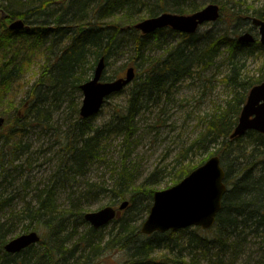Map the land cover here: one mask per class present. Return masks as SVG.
Instances as JSON below:
<instances>
[{
  "label": "trees",
  "instance_id": "obj_1",
  "mask_svg": "<svg viewBox=\"0 0 264 264\" xmlns=\"http://www.w3.org/2000/svg\"><path fill=\"white\" fill-rule=\"evenodd\" d=\"M50 1L40 6L31 0L23 11L22 0H0V8L7 13L0 20V104H8L0 113L6 118L0 139L6 140L0 152V213L14 198L27 195L32 164L24 158L30 148L22 145L26 135L36 128H52L54 110L65 103L72 123L63 141L58 142L60 157L51 182L44 188L37 187L33 198L25 199V208L13 215L16 220L27 221L25 234L38 230L42 240L16 255L8 254L4 246L13 238L16 226L15 221L5 219L8 223L0 222V264H101L105 253L116 251L127 254L121 264H204L200 259L205 264H238L242 255L254 247L256 258H249L247 264H264V135L254 131L230 138L249 92L264 82V46L259 40L245 44L238 38L240 33L252 30L251 17L264 20V7L256 10L247 5V0H59L52 10ZM207 2L221 6V19L216 24L224 23L225 30L206 42L198 33L181 34V42L162 57L144 59L149 64L129 105L116 112L110 123L96 126V116H80L82 102L75 100L76 94L82 99L80 87L92 79L102 57L109 61L128 36L137 34L135 24L163 12L193 14ZM32 17H37L35 22H30ZM17 19L24 20L28 28L12 31L9 25ZM151 36H136L139 56L143 40ZM46 45L50 46V61L26 96L19 99L15 86L25 78L34 50ZM223 51L229 61V73L223 82L232 87L233 97L226 107L207 117L206 130L195 144L182 148L173 165L157 166L146 181L140 182L126 156L115 162L104 152L113 135H123L126 143L133 139L138 132L136 118L148 98L154 96L160 103L179 82L200 75L198 68L207 70L212 66ZM257 55L263 56L261 75L251 77L246 71L247 62ZM210 146L217 150L214 154L221 158L227 172L223 210L213 229L178 232L189 236L190 244L196 245L203 258L156 257V250L164 248L161 243L173 232L154 234L148 242H140L137 239L141 231L136 223L150 212L157 182L170 176L171 183L177 185L207 161L194 165L192 156ZM96 165L108 166L113 179L110 185L92 180ZM80 178L86 179L82 190L73 193L69 208L62 207L57 201L59 194L73 189ZM102 194L110 197L109 206L129 202L125 211H119L113 223L115 232L108 238L103 235L104 228H92L85 221V214L90 212L87 203L99 200ZM82 226L88 227L87 232L80 233Z\"/></svg>",
  "mask_w": 264,
  "mask_h": 264
},
{
  "label": "rangeland",
  "instance_id": "obj_2",
  "mask_svg": "<svg viewBox=\"0 0 264 264\" xmlns=\"http://www.w3.org/2000/svg\"><path fill=\"white\" fill-rule=\"evenodd\" d=\"M35 3L42 5L50 0H34ZM59 0H52V10L56 8V3ZM202 1V0H201ZM28 2L31 0H22L23 11L26 10ZM7 2H5L6 4ZM190 3V2H189ZM188 3V4H189ZM208 4L205 3L204 5ZM26 5V6H25ZM247 5L254 7L256 10H260L264 7V0H247ZM7 13L0 8V20L6 17ZM37 17L30 18V22H35ZM39 18L38 20H41ZM142 21V20H141ZM215 24V23H214ZM205 24L200 28L198 34L201 36L203 42H206L210 37L216 36L221 30H225L224 23H218L214 25ZM226 25V24H225ZM249 27H252L250 24ZM253 29V28H252ZM166 31L161 34L152 35L150 38L143 40V46L140 48V53H136L135 38L136 34L128 36V38L119 46L118 50L112 52L111 58L107 60V69L104 74V81H113L119 79V77H126V71L130 67H134L136 70V79L131 83L129 88L124 90L118 95L111 96L107 103L103 106L99 114L94 119L96 126H104L110 123L114 114L118 111L124 110L129 105L131 100V94L134 88L140 83V77L145 72L149 61L144 62V59H155L162 57L166 51L178 45L181 42V34L174 31L165 29ZM253 33L258 36V30L253 29ZM47 47H41L34 50V53L30 60L29 67L26 68L25 78L20 84L15 86V96L19 93V99L26 96V92L31 88L38 78L42 75L47 63L50 61L49 53H47ZM263 56L257 55L251 57L247 62L246 71L249 76L258 77L261 75L260 67L263 65ZM261 59V62H260ZM214 64L207 67V70L198 68L196 71L200 75L196 74L193 77H187L183 81L178 83L177 88L170 96H165L160 103H157L156 97L152 99L148 98V101L144 103L143 112L136 118L137 120V134L129 141L125 142L124 136L113 135L107 141V147L105 153L114 158L115 162L120 161L126 156L129 164L135 166L136 175L139 176V181L144 182L151 175L157 166L165 167L170 164H174L173 160L181 152L182 148L188 149L189 146L198 141L199 134L206 130V119L209 115L219 110L220 107L224 108L227 103L233 97V89L223 82L224 77L228 72V54L224 51L214 60ZM151 64V63H150ZM92 77V73L90 77ZM80 94H76V101L80 100ZM83 98V93L81 94ZM7 103L0 104V113L7 108ZM82 105V103H81ZM68 104L61 109H55L52 121V128H36L32 132L28 133L22 140V145H28L29 149L24 153V158H29L32 164L31 171L28 175L29 186L27 185V195H21L14 198L11 204H8L5 209L0 213V222H7L5 219L13 220L15 223V233L13 238L24 234L25 221L16 220L13 215L19 214L22 208H25V199L31 200L36 194V188H44L51 182L52 177L56 171V164L59 160V151L61 145L58 142L65 137L66 131L70 128L71 122L69 121L70 113L67 110ZM5 118V117H4ZM75 119L72 120L74 122ZM172 124V125H171ZM57 132L58 134H55ZM61 135V137H60ZM19 141V140H17ZM3 145H6V140H0V152L4 149ZM217 152L214 146H210L206 150L200 149L196 155L192 156V162L194 165H200L202 160L209 159L211 154ZM111 165L113 164V162ZM206 161V160H205ZM18 164V163H16ZM15 164V165H16ZM108 166L96 165L93 168L91 177L93 181L98 183L105 182L111 184L113 179ZM172 168V166L170 167ZM115 169V168H114ZM27 175V174H26ZM1 183V181H0ZM86 179L80 178V183L73 189L63 191L58 196L59 203L62 207L69 208L72 203V197L74 192H80ZM171 183V177L161 179L155 186L156 191H165L173 187ZM36 190V191H35ZM99 200L92 199L90 203H87L88 210L98 211L103 207L108 206L110 203V197L107 194H102L98 198ZM118 206H115L117 209ZM123 212V211H120ZM150 212H147L142 216L143 220L138 221L136 226L141 229L143 223L147 220ZM91 227V225L89 224ZM106 227V228H105ZM104 227L103 235L108 238L115 232V225L111 224ZM192 229H195L193 227ZM88 227L82 226L80 233L87 232ZM203 233L204 229H201ZM141 231V230H140ZM153 236L144 235L141 233L137 239L140 242H148ZM12 238V237H11ZM12 238V239H13ZM139 242V243H140ZM167 246H170L169 248ZM161 247L156 250V257H160L163 254L166 256L183 255L187 260L193 258V256H199L203 258L201 252L196 249V245L190 244V239L187 234L173 233L167 239L165 238L161 243ZM254 253L251 255V253ZM127 254L125 251L108 252L101 258V264H121ZM256 258V247L251 251L250 249L245 255H242V261L239 260L238 264H247L249 258ZM204 264L205 260L200 259ZM258 260V259H257ZM237 264V263H236Z\"/></svg>",
  "mask_w": 264,
  "mask_h": 264
},
{
  "label": "water",
  "instance_id": "obj_3",
  "mask_svg": "<svg viewBox=\"0 0 264 264\" xmlns=\"http://www.w3.org/2000/svg\"><path fill=\"white\" fill-rule=\"evenodd\" d=\"M220 19L221 6L210 3L191 15L164 12L135 26L147 36L163 28H170L181 34L195 35L200 27L207 23H216ZM252 25L258 29L260 43L264 46V20L254 17ZM9 26L13 31L27 27L22 19H17ZM239 40L250 44L256 41V37L250 31L242 34ZM106 67V59L103 57L97 64L93 79L80 87L84 100L80 111L84 119L97 115L109 96L128 88L127 86L136 78L135 68L130 67L126 78L104 82L102 76ZM245 104L238 124L230 136L231 139L243 137L250 131L264 135V82L252 88ZM4 124L5 118L0 117V139ZM225 178L226 171L222 167V160L219 156H212L178 185L165 191H157L154 194L151 212L142 225V233L148 236L159 232H180L192 227L205 230L214 228L223 210L222 203L227 194ZM128 205L129 202L125 201L120 209L125 210ZM117 212V209L107 206L100 211L87 213L85 220L91 226L100 229L114 222ZM40 240L41 236L38 232L26 233L6 243L5 250L11 255H16L37 245Z\"/></svg>",
  "mask_w": 264,
  "mask_h": 264
},
{
  "label": "bare ground",
  "instance_id": "obj_4",
  "mask_svg": "<svg viewBox=\"0 0 264 264\" xmlns=\"http://www.w3.org/2000/svg\"><path fill=\"white\" fill-rule=\"evenodd\" d=\"M133 29H134V31L137 32L136 35L138 36V38H140V37H144V36L147 37V35L144 34V31H142V30H140V29L137 30L135 25L133 26ZM121 92H123V91H121ZM121 92H120V93H121ZM238 138H240V137H238Z\"/></svg>",
  "mask_w": 264,
  "mask_h": 264
}]
</instances>
